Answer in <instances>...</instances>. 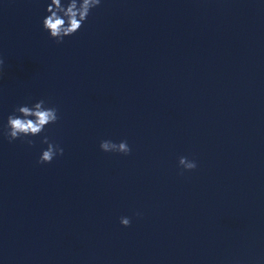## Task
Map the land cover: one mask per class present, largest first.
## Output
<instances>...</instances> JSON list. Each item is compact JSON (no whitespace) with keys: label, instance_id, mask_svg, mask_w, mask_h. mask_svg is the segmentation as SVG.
I'll return each instance as SVG.
<instances>
[{"label":"clouds","instance_id":"clouds-1","mask_svg":"<svg viewBox=\"0 0 264 264\" xmlns=\"http://www.w3.org/2000/svg\"><path fill=\"white\" fill-rule=\"evenodd\" d=\"M101 0H50L46 7L48 13L43 21L42 27L49 34L50 38L57 43H62L65 37L76 34L88 19L92 10L100 6ZM3 61L0 60V65ZM60 119L59 110L55 106H49L44 99H40L33 104L18 105L7 117V124L4 127L3 135L11 143L14 140L24 137L39 136L44 132L48 125L56 124ZM30 147L34 141L28 139L25 141ZM42 143L47 145L46 149L41 151L38 164H50L57 156L64 154V149L57 143L49 140L47 136L43 137ZM99 148L105 153H116L127 156L132 149L127 140L114 142L110 139L100 141ZM178 167L185 171H192L197 168L195 160L186 156L178 158ZM137 215H140L137 213ZM120 224L123 227L131 225V218L127 216L120 217Z\"/></svg>","mask_w":264,"mask_h":264}]
</instances>
